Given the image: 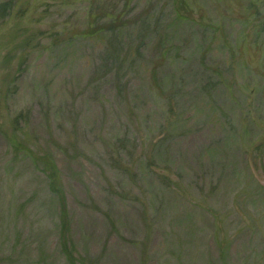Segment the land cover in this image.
Here are the masks:
<instances>
[{
    "label": "rangeland",
    "instance_id": "374dc122",
    "mask_svg": "<svg viewBox=\"0 0 264 264\" xmlns=\"http://www.w3.org/2000/svg\"><path fill=\"white\" fill-rule=\"evenodd\" d=\"M0 264H264V0H0Z\"/></svg>",
    "mask_w": 264,
    "mask_h": 264
},
{
    "label": "trees",
    "instance_id": "16d2710c",
    "mask_svg": "<svg viewBox=\"0 0 264 264\" xmlns=\"http://www.w3.org/2000/svg\"><path fill=\"white\" fill-rule=\"evenodd\" d=\"M49 178H50V175L48 176ZM62 200H63V198H62ZM64 207V206H63ZM62 207V210L64 211V208Z\"/></svg>",
    "mask_w": 264,
    "mask_h": 264
}]
</instances>
